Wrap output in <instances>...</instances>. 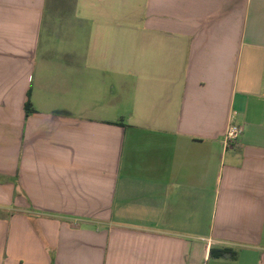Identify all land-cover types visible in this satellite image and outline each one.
Instances as JSON below:
<instances>
[{
	"label": "crops",
	"instance_id": "crops-1",
	"mask_svg": "<svg viewBox=\"0 0 264 264\" xmlns=\"http://www.w3.org/2000/svg\"><path fill=\"white\" fill-rule=\"evenodd\" d=\"M0 264H264V0H0Z\"/></svg>",
	"mask_w": 264,
	"mask_h": 264
},
{
	"label": "built area",
	"instance_id": "built-area-1",
	"mask_svg": "<svg viewBox=\"0 0 264 264\" xmlns=\"http://www.w3.org/2000/svg\"><path fill=\"white\" fill-rule=\"evenodd\" d=\"M241 134V128L233 123H230L223 137V148L225 150L233 149Z\"/></svg>",
	"mask_w": 264,
	"mask_h": 264
},
{
	"label": "trees",
	"instance_id": "trees-1",
	"mask_svg": "<svg viewBox=\"0 0 264 264\" xmlns=\"http://www.w3.org/2000/svg\"><path fill=\"white\" fill-rule=\"evenodd\" d=\"M30 106H31L30 103L27 102L26 111H28V107ZM26 114H28V112H26ZM225 255H229L231 259H235L236 257V253L229 252L228 250H211L210 251V257L212 258H221Z\"/></svg>",
	"mask_w": 264,
	"mask_h": 264
},
{
	"label": "rangeland",
	"instance_id": "rangeland-1",
	"mask_svg": "<svg viewBox=\"0 0 264 264\" xmlns=\"http://www.w3.org/2000/svg\"><path fill=\"white\" fill-rule=\"evenodd\" d=\"M81 42H82V36L79 35V41H78L79 45H81Z\"/></svg>",
	"mask_w": 264,
	"mask_h": 264
}]
</instances>
